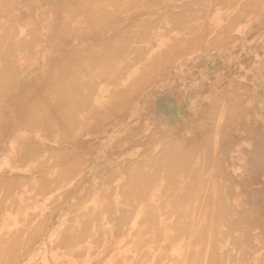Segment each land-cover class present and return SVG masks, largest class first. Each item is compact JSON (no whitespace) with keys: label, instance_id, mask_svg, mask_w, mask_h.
<instances>
[{"label":"bare ground","instance_id":"1","mask_svg":"<svg viewBox=\"0 0 264 264\" xmlns=\"http://www.w3.org/2000/svg\"><path fill=\"white\" fill-rule=\"evenodd\" d=\"M263 39L264 0H0V264H264V50L220 84Z\"/></svg>","mask_w":264,"mask_h":264},{"label":"rangeland","instance_id":"2","mask_svg":"<svg viewBox=\"0 0 264 264\" xmlns=\"http://www.w3.org/2000/svg\"><path fill=\"white\" fill-rule=\"evenodd\" d=\"M263 41H264V39L262 40V42H263ZM247 42H250V43L248 44V43H246V42H242V43L238 42V43H237V44H238V47H237V48H235V46L237 45L235 42L231 44V45H234V44H236V45H234V47H233V46H230V48H229L230 50H231V47L233 48V49L231 50V53H229V51L226 52V53H228L229 57L232 58V59H230L231 61H232L233 59H234L235 61L233 60V63H232L233 65H231V64H230V61H229V62H228V63H229V66L226 64L227 67H224V68H223V71H222V73H221V77H223V78H222V81H223V80L225 81V78H224V77H225V75H226V77H227L228 74L230 75V76L228 75L229 79L232 78V75H231V73H232V69L230 70V66H231V68L234 67L233 70H235V71L238 73V75H239V74H240V75H242V74L246 75L245 73H247L248 71H249V72L252 71V70L254 69L253 67L255 66L253 63H255L256 66H257V63H256L254 60H252V59H251V60L253 61V63L250 62L249 60L245 61V60H246L245 57H246V55L248 54L249 57L251 56V58H252V53L249 54V53H250V50H251L252 48H253V50H255V49L257 50V48H260V47H261L260 49H261V50H264V46H263L264 42H263V43H262V42L260 43L259 41H258V42H254V40H250V41L248 40ZM251 42H252V43H251ZM244 43H246V46H247V47H245V45H243ZM240 44H242V46H241ZM258 44H259V46H258ZM250 45H251V46H250ZM239 46H241L240 51H241L242 49L244 50V51H243V50L241 51V52H244V53H242V54H243V57H241V56H242V54H240L241 52H239L240 55H239L238 52H237V51L239 50ZM243 46H244V47H243ZM257 46H258V47H257ZM262 47H263V48H262ZM234 48H235V51H236V52L234 51ZM245 48H246V49H245ZM248 48H249L250 50H249ZM260 49H258V50H260ZM248 50H249V51H248ZM258 50H257V51H258ZM232 51H234V52H232ZM246 51L249 52V53L245 54ZM255 52H256V51H255ZM258 52H259V51H258ZM262 52H263V51H262ZM235 53L237 54V58H234V57H233V56L236 57V55H234ZM263 53H264V52H263ZM231 54H233V55H231ZM228 55H227V56H228ZM238 56H240V57L242 58V59H240V62H238V61H239V60H238V59H239ZM262 56H264V55L262 54ZM197 58H200V59L202 58V61H203V62H204V60H206V58L203 59V56H197V57L194 59V64H198V62H199L200 65H201V63H202V65H201V66H202V70H201V72L199 73V75L202 76L203 78H206L205 75H207V77H209V76L211 75V73H210V70L208 69V66H206L205 64H203V62H201L200 59H199V61H198ZM244 58H245V59H244ZM247 58H248V57H247ZM253 58H254V57H253ZM236 59H237L238 61H237ZM248 59H249V58H248ZM255 59H256V58H255ZM261 59H263V58H261ZM195 60L197 61V63L195 62ZM241 60L245 61V63H249V62H250L251 64H250V63H249L248 65L246 64V68H245V67H244V66H245V63H244L243 61L241 62ZM236 61H237V62H236ZM237 63H239L238 66H237ZM241 63H242V65H241ZM252 64H253V67L251 66ZM249 65L251 66L250 70H249V68H248ZM240 66H241V68H242V67L244 68V69L242 68V70H243L244 72L240 69L243 73H242V72L240 73V71H238V69L240 68ZM250 66H249V67H250ZM235 67H238V68L235 69ZM227 68H229V71H228L229 73L226 72L225 75L223 76L222 74H223V72H224L225 70L227 71ZM247 68H248V69H247ZM236 72H235V73L233 72V73L236 75V74H237ZM203 73H204V74H203ZM250 73H253V72H250ZM202 74H203L204 76H203ZM238 75H237V76H238ZM247 75H248V73H247ZM237 76H236V77H237ZM202 77H201V78H202ZM242 77H243V78H242ZM240 78H241V79H240ZM227 79H228V78H226V80H227ZM238 79H239L240 82H242V81H241L242 79L247 80L246 76H241V77L238 76ZM245 80H243L244 83H245ZM222 81L220 80V84H222V85H223V84H227L226 82H224V81L222 82ZM227 81H228V80H227ZM247 81H248V80H247ZM247 81H246V84H247L250 80H249L248 82H247ZM253 81H254V80H251L250 82L252 83ZM228 82H229V81H228ZM250 82H249V83H250ZM249 83H248V84H249ZM251 83H250V84H251ZM250 84H249V85H250ZM254 84H255V85H254ZM261 85H262V84H260V83H258V82H255V81H254V83L252 84L253 87L250 85V87H249V89H250V93H251V94H250V97H251V95L253 94L252 92H254V88H255V87H256V88H259V87H261ZM220 86H221V85H220ZM150 93H151L150 91H148V93L145 92L146 95L144 94L143 96H147V95L150 94ZM246 97H247V95H246ZM248 98H249V95H248ZM248 98H247V99H248Z\"/></svg>","mask_w":264,"mask_h":264}]
</instances>
